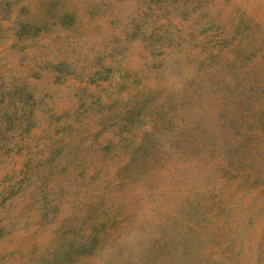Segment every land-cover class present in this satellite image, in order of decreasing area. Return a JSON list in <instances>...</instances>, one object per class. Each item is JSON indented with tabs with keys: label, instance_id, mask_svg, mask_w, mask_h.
<instances>
[{
	"label": "rangeland",
	"instance_id": "obj_1",
	"mask_svg": "<svg viewBox=\"0 0 264 264\" xmlns=\"http://www.w3.org/2000/svg\"><path fill=\"white\" fill-rule=\"evenodd\" d=\"M0 264H264V0H0Z\"/></svg>",
	"mask_w": 264,
	"mask_h": 264
}]
</instances>
